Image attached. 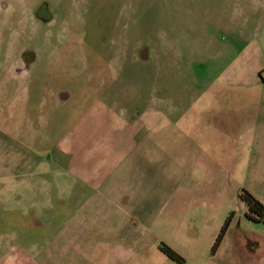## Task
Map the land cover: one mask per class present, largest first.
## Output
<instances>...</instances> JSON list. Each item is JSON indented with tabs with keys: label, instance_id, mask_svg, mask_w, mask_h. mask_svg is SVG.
<instances>
[{
	"label": "rangeland",
	"instance_id": "1",
	"mask_svg": "<svg viewBox=\"0 0 264 264\" xmlns=\"http://www.w3.org/2000/svg\"><path fill=\"white\" fill-rule=\"evenodd\" d=\"M261 161L264 0H0V264H264Z\"/></svg>",
	"mask_w": 264,
	"mask_h": 264
},
{
	"label": "trees",
	"instance_id": "2",
	"mask_svg": "<svg viewBox=\"0 0 264 264\" xmlns=\"http://www.w3.org/2000/svg\"><path fill=\"white\" fill-rule=\"evenodd\" d=\"M240 200L244 203L246 207L245 217L253 222H263L264 217V203L257 199L251 192L246 189H241L238 194ZM232 213H230L223 224L221 225L218 234L215 237V240L211 246L210 252L214 254L219 247L230 223ZM264 223V222H263ZM160 252H162L169 259L181 263L183 261L182 257L178 255L172 248L168 245L161 243L158 246Z\"/></svg>",
	"mask_w": 264,
	"mask_h": 264
},
{
	"label": "crops",
	"instance_id": "3",
	"mask_svg": "<svg viewBox=\"0 0 264 264\" xmlns=\"http://www.w3.org/2000/svg\"><path fill=\"white\" fill-rule=\"evenodd\" d=\"M239 141H240V138H238V141H237V144L239 143ZM262 163H264L263 161H261ZM264 167V166H263ZM262 191H264V189H262ZM253 195L257 198V199H259L262 203H264V201L262 200V198H261V196H260V194H259V192H253Z\"/></svg>",
	"mask_w": 264,
	"mask_h": 264
},
{
	"label": "flooded vegetation",
	"instance_id": "4",
	"mask_svg": "<svg viewBox=\"0 0 264 264\" xmlns=\"http://www.w3.org/2000/svg\"><path fill=\"white\" fill-rule=\"evenodd\" d=\"M65 96H63L62 94H61V98H64Z\"/></svg>",
	"mask_w": 264,
	"mask_h": 264
},
{
	"label": "built area",
	"instance_id": "5",
	"mask_svg": "<svg viewBox=\"0 0 264 264\" xmlns=\"http://www.w3.org/2000/svg\"><path fill=\"white\" fill-rule=\"evenodd\" d=\"M263 222H264V217H263Z\"/></svg>",
	"mask_w": 264,
	"mask_h": 264
}]
</instances>
